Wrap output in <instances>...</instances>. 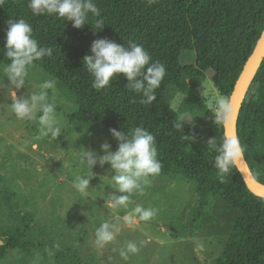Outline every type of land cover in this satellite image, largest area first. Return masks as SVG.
Masks as SVG:
<instances>
[{"label": "trees", "instance_id": "obj_1", "mask_svg": "<svg viewBox=\"0 0 264 264\" xmlns=\"http://www.w3.org/2000/svg\"><path fill=\"white\" fill-rule=\"evenodd\" d=\"M100 16L88 14V24L77 29L71 21L54 14L36 15L29 0H0V66L9 63L3 55L8 23L20 19L31 25L40 46L53 49L34 64L44 68L79 99L72 122L99 123L128 131L142 126L156 139L163 167L158 177L181 175L195 180L198 200L190 222L198 223L214 200L223 198L241 211L234 221L227 249L214 264H264V198L247 185L237 165L220 181L214 166L218 147L226 136L225 121L199 95L212 73L221 96L232 97L239 78L264 33V0H93ZM103 20L102 30L95 29ZM107 38L118 44L142 45L153 61L165 65L166 75L156 89L151 105L141 104L142 93L131 91L118 74L103 89L93 88L94 77L84 65L94 40ZM191 58V59H190ZM177 87L186 98L178 112L167 100L169 88ZM208 121L201 128L183 116ZM184 122V128L174 124ZM238 135L254 178L264 184V59L244 99L238 120ZM0 246V261L9 250L30 253L31 243L7 233Z\"/></svg>", "mask_w": 264, "mask_h": 264}, {"label": "rangeland", "instance_id": "obj_2", "mask_svg": "<svg viewBox=\"0 0 264 264\" xmlns=\"http://www.w3.org/2000/svg\"><path fill=\"white\" fill-rule=\"evenodd\" d=\"M4 66H0V82L4 80L5 85L0 87V246L7 243L2 237L7 233L31 243V252L9 250L0 264H214L224 255L241 211L218 197L198 223L192 224L190 216L198 200L195 180L181 175L151 176L131 195L127 208L111 209L105 200L115 191L114 173L108 171L110 165L97 164L88 195H82L73 184L78 175H93L82 163L86 152L103 155L105 142L115 151L118 141L112 137V128L72 122L71 116L79 111V95L34 64L17 97L40 91L47 80L55 81L45 91L62 128L56 139L41 137L38 120H20L12 111ZM199 95L213 110L218 100L227 98L221 96L211 72ZM185 98L177 87L169 88L167 100L174 110L181 111ZM228 99L232 105V97ZM183 119L201 128L208 124L200 117ZM138 205L157 209V215L126 224L123 217ZM117 220L116 239L98 247L96 228L104 221ZM128 241L147 243L124 261L119 251Z\"/></svg>", "mask_w": 264, "mask_h": 264}, {"label": "clouds", "instance_id": "obj_3", "mask_svg": "<svg viewBox=\"0 0 264 264\" xmlns=\"http://www.w3.org/2000/svg\"><path fill=\"white\" fill-rule=\"evenodd\" d=\"M29 7L36 15L43 13L54 14L66 21H71L73 27L80 29L88 24V14L99 17L100 11L93 0H29ZM103 20L96 22L95 29L102 30ZM264 36V33H261ZM53 49L40 46L33 35V29L25 20L20 19L8 23L6 43L3 55L9 63L3 67L4 79L7 78L9 88L8 97L11 99L12 111L20 120H38L40 136L56 139L61 136L62 128L56 117L55 105L48 101L45 90L53 88L55 81L47 80L41 90L33 91L26 96L17 97V92L26 85L29 69L36 61L45 56L51 57ZM84 65L94 77L93 88L103 89L112 82L118 74L127 79V87L136 93H142L141 104L151 105L156 100L155 91L166 75L165 65L153 61L149 52L140 44L130 43L128 46L118 44L107 38L96 39L91 45V55L84 57ZM0 82V87H3ZM234 118V109L228 98L217 101V120L227 121ZM176 129L184 128V122L177 121ZM112 137L118 141V147L112 151V145L105 142L101 149L103 155L87 151L84 161L92 169L99 164L101 167L110 165L109 172L114 173L111 183L115 189L105 206L111 209L127 208L131 195L141 189L142 183H148V178L158 175L162 170V163L158 159L155 136L142 126L135 127L125 134L116 128L110 129ZM209 147L215 148L214 166L218 169L220 181L224 182L225 175L230 172L244 156V147L235 135L225 136L217 147L214 139ZM35 147V145L33 146ZM93 173V171H92ZM93 175H78L73 186L87 196ZM157 215L153 207L136 206L123 217L126 224L131 225L138 218L149 221ZM119 220L116 222L104 221L95 230V243L104 247L116 239L120 231ZM146 241L137 244L128 241L119 251L120 257L128 261L132 255L139 253Z\"/></svg>", "mask_w": 264, "mask_h": 264}, {"label": "water", "instance_id": "obj_4", "mask_svg": "<svg viewBox=\"0 0 264 264\" xmlns=\"http://www.w3.org/2000/svg\"><path fill=\"white\" fill-rule=\"evenodd\" d=\"M263 59H264V36H262L258 44V47L256 48L254 54L250 58L247 66L243 70L239 78V81L237 83V86L235 88V91L232 95V107L234 109V118L225 121L226 136L235 135L239 138L238 120H239L240 110L242 108L244 99L251 87V84L253 83V80L257 74V71ZM236 165L239 168L240 172L242 173L249 188L255 194L264 198V184L257 181L254 178L253 173L248 166L245 156H243V158L240 159ZM1 244L2 241L0 240V245Z\"/></svg>", "mask_w": 264, "mask_h": 264}]
</instances>
